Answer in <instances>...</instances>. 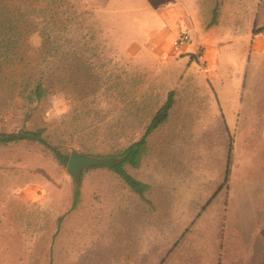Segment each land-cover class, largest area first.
<instances>
[{"label": "rangeland", "instance_id": "1", "mask_svg": "<svg viewBox=\"0 0 264 264\" xmlns=\"http://www.w3.org/2000/svg\"><path fill=\"white\" fill-rule=\"evenodd\" d=\"M174 1L71 0L80 50L54 66L69 116L45 123L48 99L29 117L0 101V130L46 127L65 153L108 157L142 136L173 91L169 119L148 138L142 165L127 168L149 185L151 205L107 168L84 170L75 184L38 144L0 147V264H171L175 245L183 252L192 243L187 230L198 233L202 186L231 149L233 169L246 164L243 177L264 179V0H219L218 43L197 36L177 54L158 34L156 16ZM201 33L209 35L207 26ZM29 46L31 56L37 48ZM76 186L80 200L70 211Z\"/></svg>", "mask_w": 264, "mask_h": 264}, {"label": "trees", "instance_id": "2", "mask_svg": "<svg viewBox=\"0 0 264 264\" xmlns=\"http://www.w3.org/2000/svg\"><path fill=\"white\" fill-rule=\"evenodd\" d=\"M79 19L71 0H0V101L19 104L25 110L24 116L29 117L49 95L57 92L61 80L57 67L54 66H58L62 57H73L80 50L82 37L77 31ZM263 30L264 27L260 31ZM34 33L39 34L42 42L33 55L28 56L32 50L29 37ZM89 37V32L83 35L86 41ZM67 64L72 73V64L69 61ZM50 66L55 68L51 73L52 69L48 70ZM174 103L175 94L170 91L151 117L142 136L108 156L117 160L115 165L94 166L110 170L128 191L148 205H151L146 199L149 185L134 178L127 168H140L148 152V138L167 123ZM46 129L35 127L11 132L0 130V147L24 142L35 143L49 150L59 165L67 166L69 154L47 140ZM90 169L93 168L82 170L80 180L84 170ZM79 200V186H76L70 211L77 207ZM61 220L62 217L58 222Z\"/></svg>", "mask_w": 264, "mask_h": 264}, {"label": "crops", "instance_id": "3", "mask_svg": "<svg viewBox=\"0 0 264 264\" xmlns=\"http://www.w3.org/2000/svg\"><path fill=\"white\" fill-rule=\"evenodd\" d=\"M193 1L175 0L167 14L156 15L158 34L170 43V48L180 32L188 33L190 42L197 36L202 41L211 37L207 43L219 41L215 36L224 10L220 8L219 0H213L214 5L210 6L206 0L204 8L196 7ZM206 26L209 35L201 33L202 27ZM206 58L210 60L209 56ZM230 161L220 167L216 177L206 181V188L210 186L211 190L202 186L198 233L192 227L187 230L185 235L192 236V243L187 240L183 252L176 244L169 253L171 264H264V179L243 177L248 166L244 164L233 169ZM215 218L219 222L216 230L212 225ZM195 235H199L197 239Z\"/></svg>", "mask_w": 264, "mask_h": 264}, {"label": "clouds", "instance_id": "4", "mask_svg": "<svg viewBox=\"0 0 264 264\" xmlns=\"http://www.w3.org/2000/svg\"><path fill=\"white\" fill-rule=\"evenodd\" d=\"M28 42L33 48H39L42 41L39 34L34 33L29 37ZM71 111L72 105L63 93H52L48 98V107L44 111L42 119L45 123H51L53 121L59 122L63 118L69 116Z\"/></svg>", "mask_w": 264, "mask_h": 264}, {"label": "water", "instance_id": "5", "mask_svg": "<svg viewBox=\"0 0 264 264\" xmlns=\"http://www.w3.org/2000/svg\"><path fill=\"white\" fill-rule=\"evenodd\" d=\"M117 160L113 157H93L86 154H80L73 150L69 154L66 172L71 176L75 184L80 182V175L83 169L88 167L105 164L107 166L115 165Z\"/></svg>", "mask_w": 264, "mask_h": 264}, {"label": "built area", "instance_id": "6", "mask_svg": "<svg viewBox=\"0 0 264 264\" xmlns=\"http://www.w3.org/2000/svg\"><path fill=\"white\" fill-rule=\"evenodd\" d=\"M190 42V36L186 32H180L172 43V53L177 54Z\"/></svg>", "mask_w": 264, "mask_h": 264}]
</instances>
